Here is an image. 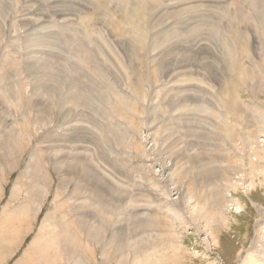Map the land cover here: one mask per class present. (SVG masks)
<instances>
[{
    "label": "rangeland",
    "instance_id": "374dc122",
    "mask_svg": "<svg viewBox=\"0 0 264 264\" xmlns=\"http://www.w3.org/2000/svg\"><path fill=\"white\" fill-rule=\"evenodd\" d=\"M261 5L0 0V264H118L120 242L133 264L145 218L155 223L146 264H242L264 224L263 176L247 190L264 154V93L251 92L264 85ZM37 151L44 192L23 219L12 210L34 186L25 174ZM179 201L206 214L208 231ZM93 211L73 258L41 234L48 214L67 226ZM100 219L107 227L90 239ZM117 229L124 238L112 239Z\"/></svg>",
    "mask_w": 264,
    "mask_h": 264
},
{
    "label": "bare ground",
    "instance_id": "6f19581e",
    "mask_svg": "<svg viewBox=\"0 0 264 264\" xmlns=\"http://www.w3.org/2000/svg\"><path fill=\"white\" fill-rule=\"evenodd\" d=\"M77 2V1H76ZM263 2V1H262ZM191 5V4H190ZM201 6V5H200ZM220 6V5H219ZM261 6H263L264 7V5H261ZM7 7V6H6ZM100 7V6H99ZM74 8V7H73ZM240 10V9H239ZM132 11V10H131ZM178 12V11H177ZM48 13V12H47ZM263 13V12H262ZM51 14V13H50ZM203 14V13H202ZM207 14V13H206ZM264 14V13H263ZM212 16V15H211ZM243 17V16H242ZM236 18V17H235ZM242 19V18H241ZM233 20V19H232ZM39 21V20H38ZM118 21V20H117ZM263 26H264V23H263ZM22 27H24V26H22ZM139 27V26H138ZM15 28V27H14ZM62 28V27H61ZM142 28V27H141ZM207 29V28H206ZM263 33V32H262ZM261 33V34H262ZM66 36V35H65ZM64 36V37H65ZM176 37V36H175ZM202 39V38H201ZM242 39V38H241ZM243 42V41H242ZM238 44H240V43H238ZM53 46V45H52ZM244 46V45H243ZM241 47V46H240ZM243 48V47H242ZM12 49V48H11ZM238 49H240V48H238ZM245 50H246V48H244ZM244 49H242V50H244ZM248 49V48H247ZM241 50V51H242ZM250 50V49H249ZM240 51V52H241ZM248 51V50H247ZM246 51V53H248ZM245 52V51H244ZM262 53H264V52H262ZM243 54H245V53H243ZM56 55V54H55ZM240 57V56H239ZM242 57V56H241ZM262 59V58H261ZM40 60V59H39ZM167 60V59H166ZM239 60V59H238ZM184 62V61H183ZM199 63V62H198ZM263 63V62H262ZM261 63V64H262ZM191 64V63H190ZM197 64V63H196ZM235 64V63H234ZM230 65V64H229ZM260 65V64H259ZM181 66V65H180ZM232 66H233V64H232ZM9 67V66H8ZM42 67V66H41ZM234 67H236V66H234ZM240 67H241V65H240ZM243 67V66H242ZM4 68V67H3ZM106 68V67H105ZM187 68V67H186ZM216 68V67H215ZM164 69V68H163ZM192 69H194V68H192ZM192 69H190V70H192ZM108 71V70H107ZM257 71V70H256ZM166 72V71H165ZM181 73V72H180ZM233 73V72H232ZM16 74V73H15ZM264 75V74H263ZM262 76V75H261ZM236 77V76H235ZM241 77V76H240ZM252 78H253V76H252ZM55 79V78H54ZM80 79V78H79ZM232 79V78H231ZM240 79V78H239ZM238 79V80H239ZM254 79V78H253ZM82 80V79H81ZM244 80H246V79H244ZM231 81V80H230ZM234 82L236 83V81L234 80ZM263 82V81H262ZM259 83V82H258ZM264 83V82H263ZM230 84V83H229ZM242 84V83H241ZM250 82H249V86H250ZM227 85V84H226ZM257 85H260V84H257ZM225 86V85H224ZM223 86V87H224ZM237 86V85H236ZM248 86V85H247ZM52 87V86H51ZM50 88V87H49ZM225 89L226 88H228V89H230V85L229 86H227V87H224ZM223 88V89H224ZM248 88H250V87H248ZM47 89H48V87H47ZM223 89H222V91H223ZM228 89H226L225 91L226 92H228ZM232 89H233V87L231 88V91H232ZM44 90V89H43ZM94 90V89H93ZM237 90V89H236ZM239 90V89H238ZM45 91V90H44ZM47 91V90H46ZM50 91V90H49ZM233 91H235V87H234V90ZM10 92V91H9ZM8 92V93H9ZM35 92V91H34ZM225 92V93H226ZM251 92H252V94H253V96H257V95H259L261 92H263L264 93V85H261V86H256L255 85V83H253L252 82V90H251ZM8 93H5L4 94V96H6V94H8ZM44 93V92H43ZM262 94V93H261ZM33 95H35V94H33ZM230 95V94H229ZM17 97V96H16ZM30 98V97H29ZM34 98V97H33ZM32 98V99H33ZM192 98V97H191ZM28 99V98H27ZM75 99V98H74ZM230 99V98H229ZM237 99V98H236ZM36 100V99H35ZM38 100V99H37ZM36 100V101H37ZM29 101V100H28ZM32 102H31V105H36V102L35 101H33V100H31ZM39 101V100H38ZM7 102V101H6ZM27 104H29L28 102H27ZM18 106H19V104H18ZM24 106V105H23ZM37 106H39V105H37ZM33 107V106H32ZM241 107V106H240ZM11 109V108H10ZM261 114V113H260ZM37 116V115H36ZM259 116V115H258ZM261 116H262V119L264 120V115L263 114H261ZM9 117V116H8ZM261 119V118H260ZM18 122V121H17ZM16 122V123H17ZM24 122V121H23ZM37 122V121H36ZM38 123V122H37ZM22 125V124H21ZM25 125V124H24ZM16 127V126H15ZM18 128V127H17ZM22 128V127H21ZM11 130V129H10ZM16 130V129H15ZM84 130V129H83ZM12 131V130H11ZM233 131V130H232ZM246 132V131H245ZM77 133V132H76ZM226 134H228V133H226ZM252 134V133H251ZM79 135V134H78ZM204 137V136H203ZM11 146V145H10ZM209 146V145H208ZM12 150H13V147L11 146L10 147V151H11V153H12ZM261 152L263 151V153H264V149H262L261 148V150H260ZM38 152V151H37ZM257 153H259V152H257ZM21 155V154H20ZM258 158H260V160L261 161H259V162H257V167L259 168V170H260V172H258L259 170H257V172H256V170H253L252 172H253V175H250V180H249V174H248V181H249V184L247 185V190L249 191L250 189L252 190L253 188H255V187H257V183H256V179H255V176L257 177H259L260 175L261 176H263V178L262 179H260L259 180V182H262V184L264 185V154H261ZM42 159H44L42 156H41V153L40 152H38V153H35V154H33V156H32V158H31V162L29 163V165H28V169H27V171H26V173L27 174H25V175H31V177H32V180H34V186L33 185H31L33 188L32 189H30L29 191H28V193L26 194V197L25 198H23V200L20 202V205L16 208V209H14V210H12V212H14L13 214H15V213H17L20 217H22L23 219L26 217V214H27V211H28V208H30L36 201H40V199H42L41 198V192L43 193L44 191H43V188H44V178H43V176L41 175V171L39 170L40 169V166L42 165V163H41V161L40 160H42ZM74 161V160H73ZM205 161V160H204ZM204 161H202V162H204ZM35 164H34V163ZM43 162V161H42ZM207 162V161H206ZM226 163V162H225ZM201 164V163H200ZM43 166V165H42ZM204 166H205V164H204ZM204 166H203V168H202V165L200 166V169L201 170H199L201 173V175H202V169H204ZM249 167V166H248ZM43 168V167H42ZM85 169H87V168H85ZM206 169V168H205ZM244 172V171H243ZM209 173V172H208ZM249 173V172H248ZM43 174V173H42ZM98 173L97 172H94L93 173V175H92V177L94 178V180L95 179H97L98 177H99V180H101V177H100V175L98 176V177H96V175H97ZM28 175V176H29ZM44 175V174H43ZM24 176V175H23ZM27 176V177H28ZM26 177V176H25ZM203 178H206V179H209V175L207 174V173H205V172H203ZM30 179V178H29ZM28 179V180H29ZM205 179V180H206ZM246 179L244 178L243 179V183L241 184V185H243V184H246V183H248L247 181H245ZM209 182H211V180H208ZM207 181V182H208ZM32 182V181H31ZM208 182V183H209ZM30 183V182H29ZM96 183H99V182H96ZM240 184V183H239ZM238 182H236L235 183V185H233V187H235V189L238 187ZM26 185V183H23V186H25ZM101 185V184H100ZM210 185H212L211 187H214L213 186V183L212 184H210L209 183V186ZM100 187V186H99ZM24 189V188H23ZM216 189V188H215ZM215 189H213V190H215ZM176 190V189H175ZM211 190V189H210ZM209 190V191H210ZM25 191V190H24ZM39 192H40V194H39ZM212 192V191H211ZM166 193V192H165ZM177 193V192H176ZM13 194V193H12ZM20 194V193H19ZM18 193H16V192H14V195H12L13 196V198H12V200L11 201H14L15 199H18L17 197H18V195H19ZM219 193H218V191H217V189H216V191H214L213 192V194L211 195L212 197L210 198L209 197V195L207 196L208 197V201L213 205H215V204H218L219 203ZM11 196V197H12ZM184 199V198H183ZM207 199V198H206ZM180 200V199H179ZM188 201V200H187ZM233 201V200H232ZM99 202H101V201H99ZM233 202H235V203H237L238 204V201L237 200H235V201H233ZM37 203V202H36ZM102 203V202H101ZM234 203V204H235ZM101 207H99L98 208V210H102L104 213H105V211H106V207L103 205H100ZM178 207H179V209H180V211L181 212H179V215H181V213H183V215H185V217H188V214H192L193 216H194V214H198L197 212H196V209L195 208H192V210H190V208L191 207H189L188 208V206L186 205V201H179V205H178ZM110 208V207H109ZM75 210H76V208H75ZM96 212L97 211H93V212H85L84 214H82L81 213V215L79 214V215H77V218H76V220L75 221H73V222H71L70 221V223L66 226L65 225V223L62 221H58L57 219H55L54 220V216L52 215V214H48L47 215V217H46V219H45V222H44V230H42V236H43V234H45V236H46V238H49V237H52L53 239L54 238H56V240H54V243H56L59 247H60V249L59 250H61V252H66L67 250L70 252V254L69 255H71V258H73L72 256H74L75 255V253H76V249L78 248V240L80 239L77 235V233H75L76 232V230H78V229H80V231H82L83 230V228H84V226H86V224H85V216H92V217H94L95 219L94 220H97V218H96V216H97V214H96ZM135 214V213H134ZM205 214V213H204ZM203 214V215H204ZM133 215V214H132ZM191 215V216H192ZM203 215L202 214H198V217H196V216H194L195 218L194 219H196V220H198V222L201 224V226H197V228L199 229V230H201L202 232H203V230L205 229V227H204V223L202 222V217H203ZM206 215V214H205ZM11 215L9 214L8 215V217L7 218H9ZM13 216V215H12ZM18 216V217H19ZM98 217V216H97ZM101 217H104V216H101ZM148 217V216H147ZM103 219V218H102ZM187 219V218H186ZM193 219V218H192ZM204 219V218H203ZM150 220H152L151 218L150 219H141V221H140V226H141V231H142V235H143V237H140V239L138 240V241H136L137 239L136 238H134V237H132L131 239H134V240H132V241H135V243H133V253H135L134 255H135V260H134V262H133V264H138V262H140L141 264H146V262L145 261H147L148 259H150V258H147L146 257V253L148 252V249H150L149 247H150V244L148 243V239H146L147 238V235H146V230H148L149 229V227H152L155 223L154 222H152V221H150ZM195 220V221H196ZM206 220V219H205ZM204 220V221H205ZM98 221V220H97ZM194 221V220H193ZM201 221V222H200ZM10 222H12V221H10ZM48 222V223H47ZM136 222V221H135ZM182 222H185L186 223V220L184 219V218H182ZM206 222V221H205ZM29 223V222H28ZM27 223V224H28ZM99 223H100V226L99 227H96V226H94V225H87L88 226V229H86V231H87V236L88 237H90V239L91 238H93V237H95V236H97V235H99L100 234V232H102V231H105V228L107 227L106 226V223H105V221H103V220H101L100 219V221H99ZM138 223V222H137ZM203 223V224H202ZM20 224V223H19ZM76 225V226H73V225ZM207 224V223H206ZM203 225V226H202ZM7 226V225H6ZM22 227L21 228H24V224L23 225H21ZM3 227H5V226H3ZM76 227V228H75ZM206 227H208V226H206ZM201 228V229H200ZM260 229H261V231L260 230H258L257 231V237L255 238V240L252 242V245H251V247H250V252H249V254H248V256H247V258L245 259V261L242 263V264H264V224H262L261 225V227H259ZM43 229V228H42ZM210 229H211V227H210ZM209 229V230H210ZM137 229H135L134 231H136ZM212 230V229H211ZM3 231V235L4 234H6V233H8V231H7V229H3L2 230ZM204 231H208V229L206 228V230H204ZM78 232V231H77ZM212 232V231H211ZM115 235V236H114ZM133 235V234H132ZM140 235V234H139ZM7 236V235H6ZM120 236H123L122 238H124V232L121 230V229H117V230H115V232L113 233V235H112V239H113V237H116V238H120ZM9 237V236H8ZM136 237V236H135ZM79 238V239H78ZM115 238V239H116ZM122 238L120 239V240H122ZM58 239H59V241H58ZM213 239H214V237H213ZM8 240H9V238H7L6 237V239H5V242H4V244H2L3 246V249H5V250H7L8 248L10 249V246H8V245H11V244H9V242H8ZM117 240V239H116ZM76 242H77V244H76ZM209 242V241H208ZM11 243V242H10ZM113 243H114V241H113ZM1 244V243H0ZM158 247L160 246V244H158L157 245ZM1 247V248H2ZM67 247V250L65 249ZM148 248V249H147ZM31 251V250H30ZM34 251V250H33ZM249 251V250H248ZM37 252V251H36ZM115 252H117V253H119L118 255L121 257L120 259V261L118 262V264H128V260H126V258L128 259V257L126 256V253H125V246H124V244H123V242H120V244H117L116 245V250H115ZM2 254H4V253H2ZM128 254V253H127ZM77 255V254H76ZM115 256V255H114ZM140 257H142L143 259L142 260H139L140 259ZM246 257V256H245ZM2 258V257H1ZM28 258V257H27ZM70 259V258H69ZM77 259H78V257H77ZM1 261V260H0ZM127 261V262H126ZM76 262V261H75ZM74 262V263H75ZM51 264V263H50ZM76 264H86V262H85V258L83 257V256H80V258H79V260L76 262Z\"/></svg>",
    "mask_w": 264,
    "mask_h": 264
}]
</instances>
